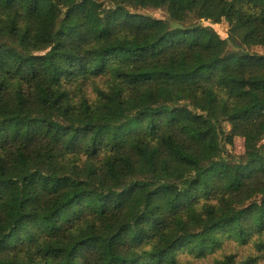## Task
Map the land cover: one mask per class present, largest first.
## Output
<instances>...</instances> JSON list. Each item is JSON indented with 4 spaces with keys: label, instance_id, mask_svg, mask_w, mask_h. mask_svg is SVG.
<instances>
[{
    "label": "trees",
    "instance_id": "16d2710c",
    "mask_svg": "<svg viewBox=\"0 0 264 264\" xmlns=\"http://www.w3.org/2000/svg\"><path fill=\"white\" fill-rule=\"evenodd\" d=\"M247 46L264 0H0V264H181L226 242L250 251L215 264L264 261ZM234 137L243 154L223 155Z\"/></svg>",
    "mask_w": 264,
    "mask_h": 264
},
{
    "label": "rangeland",
    "instance_id": "374dc122",
    "mask_svg": "<svg viewBox=\"0 0 264 264\" xmlns=\"http://www.w3.org/2000/svg\"><path fill=\"white\" fill-rule=\"evenodd\" d=\"M134 11L146 14L148 16H151L153 18H166L167 15L165 14L164 9H158V8H138ZM204 25L211 26L221 38H225L227 36V29L228 25L224 20H221L218 23H211L209 21L201 20L200 21ZM245 50H248L251 53H256L260 55H264V47L262 46H253V47H244ZM236 49L232 45L228 46V50H234ZM223 128L225 131L229 130V125L226 122L222 123ZM244 152V145H243V139L241 137H234L232 144H226L224 147L223 155H226L228 157H238L241 156ZM233 251L238 250V253H241L242 255H246L250 251V245L245 246L244 248H237L234 246L233 243L226 242L223 245V248L220 252L216 253L215 255H212L210 257H207L205 259H191L189 256L181 255V264H187V261H191V264H215L214 263V257H219V255L222 253V251ZM257 264H264V261H261Z\"/></svg>",
    "mask_w": 264,
    "mask_h": 264
}]
</instances>
